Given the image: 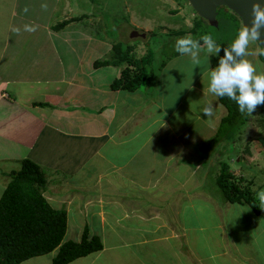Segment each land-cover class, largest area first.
I'll use <instances>...</instances> for the list:
<instances>
[{"label": "crops", "instance_id": "crops-1", "mask_svg": "<svg viewBox=\"0 0 264 264\" xmlns=\"http://www.w3.org/2000/svg\"><path fill=\"white\" fill-rule=\"evenodd\" d=\"M61 2L0 0V198L9 174L25 159L40 165L45 197L54 208L67 209L65 241H79L88 226L103 243L102 250L69 264H264V209L255 213L253 227L241 222L247 214L243 208L236 223L230 202L208 226L202 216L196 225L176 216L181 206H193L187 199L172 208L175 190L189 198L203 186L200 181L189 186L197 163L190 166L182 158L185 146L194 150L205 129L182 119L183 111L200 119L195 113L211 105L212 135L228 114L219 97L208 92L210 79L204 85L198 76L171 99L162 74L156 98L135 90L130 91L135 99L128 94L126 99L124 89L112 88L122 67L94 65L98 54L111 48L108 40L77 27L85 18L58 27L83 15L90 22L93 14L71 15ZM258 61L264 66L260 56ZM211 71L205 69L203 77ZM193 88L201 109L187 103ZM56 253L21 264H52Z\"/></svg>", "mask_w": 264, "mask_h": 264}, {"label": "rangeland", "instance_id": "rangeland-1", "mask_svg": "<svg viewBox=\"0 0 264 264\" xmlns=\"http://www.w3.org/2000/svg\"><path fill=\"white\" fill-rule=\"evenodd\" d=\"M61 3L68 4V8H70L69 10H72L71 15L80 13L93 14V17L91 18L92 21L89 22L88 19L85 18L84 21H87L88 23H85L84 21L83 23L80 22L77 27L82 29L85 28L89 32L92 30L94 36L104 37L105 40H108V43L111 45L109 51H106L102 55L95 51V53L98 54L99 59L109 58L113 53L112 45L118 41L131 44L134 42L138 43L136 54L139 57L146 54L147 49L149 48L156 51L153 66L157 69L158 64H161L165 60L168 53L166 52V47H164L165 42H162V39L164 40L165 37L164 33L178 37H181V35L192 37L194 31L198 28L195 21L194 11L188 0H62ZM61 5L58 9V14L63 13ZM81 24L84 26H80ZM134 30L139 31L140 33H146V36L141 37L139 35H132ZM175 47V44L167 45L169 51ZM247 51L249 55H247L245 59L251 61L257 67L259 73H264V66L258 61L261 52V46L259 43L257 41L250 42ZM219 55H221V53ZM209 56L211 55L206 52V46H201L199 66L193 64L191 58L188 56H180L167 62V65L162 71H160L162 74H166L165 82L167 86L169 85V97L171 99L183 95L185 90H187V87L198 76L200 79L203 78L202 80L205 82L204 85L208 84L210 72H207L204 77L203 73L205 69L210 68L211 71L212 66L216 67L211 62V57L209 59ZM110 69L109 72L112 73ZM116 69L117 68L115 67L114 70ZM159 69L160 67L157 69V73L160 72ZM145 88L137 90L143 91ZM192 90V94L188 98L187 103L194 109H201L202 105H200L201 100L199 93L194 88ZM127 94L132 98L131 100L135 99L136 95H130V91L124 90L126 99ZM140 96L141 95L137 94L138 102L141 101L139 98ZM192 100L193 103L191 102ZM197 101H199V104ZM188 114L183 111L181 115L182 119L186 122L195 120L192 126L196 130L205 129V131L202 134V138L200 137V140H196L197 144L194 149L196 153L193 152L194 150L189 149L188 146H185L187 149L183 152L185 156L182 159L189 164L191 161L197 163L193 169L197 173L189 180V186L192 187L199 181L203 186L202 192L191 193L189 194V198L185 197V194L181 193L182 191L179 192L178 190H175L173 198L174 205L172 206L173 209L174 207H177V201L184 202L185 199H187L188 203H193V206L188 205L186 208L181 206L179 212L175 213L176 216L180 219L183 218L191 225L198 224L199 220H201L199 217L202 216L203 219L205 217L204 222L205 225L208 226L207 223H212L214 222V218L217 219L220 217V210L224 212L228 211V209L224 210L227 205L223 204L224 201L222 200V196L218 193L216 194L214 181L221 170V165L219 162L217 170L212 171V164L217 162L218 156L220 157L218 153L215 155V152L213 153L214 157L211 156V150L214 151V148H216V151L218 149L224 150V153L221 154L223 157L220 160L227 162L230 165V170L234 175L240 177L242 176L240 174H243L247 181H254V184H252L251 187L254 201L257 205L263 207L264 205H261L260 200L258 199V194L264 193V145L262 143V138H264V105H258L254 113L249 115V121L243 129L235 131L236 128H233V131L227 136L224 135V138L222 139L215 137L217 133L214 135L210 133V116H206L201 112H196L195 114H201L200 119H196V116H190L193 112H189ZM140 115L142 116V114ZM227 137L230 138L228 139ZM178 148L180 147L175 146V149ZM228 149L231 150V154L227 153L226 150ZM179 150L180 149L177 151L179 152ZM203 150H205V153H203ZM240 162L241 165L244 163L245 167L242 166L241 168V165L239 164ZM209 166H211L210 169ZM246 167H250L249 171ZM182 173H185V171L181 170V174ZM243 186H248V182L243 183ZM116 189L119 190L118 187ZM179 189L185 190V188H182L181 186H179ZM128 195L129 194L126 193V197L129 199ZM159 195L162 196L163 192H159ZM106 199L110 200V202L113 201L108 198ZM245 203L247 202L234 203V208L236 209L234 213L235 216H233L235 220H237V218H239L237 210L240 208L246 209L244 212H247V214L241 217V222L245 220L249 224H252L253 227H256L257 217L255 213L257 214V212H255V209L251 204ZM236 223L239 224L240 222L237 220ZM234 224L235 222L232 220L230 225ZM241 226L243 225L241 224ZM97 228V226H94L93 229L96 230ZM197 235H199V233H197Z\"/></svg>", "mask_w": 264, "mask_h": 264}, {"label": "trees", "instance_id": "trees-1", "mask_svg": "<svg viewBox=\"0 0 264 264\" xmlns=\"http://www.w3.org/2000/svg\"><path fill=\"white\" fill-rule=\"evenodd\" d=\"M194 11V10H193ZM195 21L198 28L194 31L193 39L199 40L203 35H211L218 45L222 47L221 55L211 54V62L218 66L219 59L223 56V48L230 47L236 39L239 31L243 28L241 18L226 7H221L217 19L219 26L214 27L207 20L200 17L195 11ZM87 16L65 20L59 23L58 27L64 28L73 20H81ZM167 55L165 60L158 64L159 71L167 65V62L180 54L175 48L170 51L168 44H175L179 38L171 34L164 33ZM147 46V45H146ZM149 46V45H148ZM201 46L203 42L201 41ZM138 43H122L118 41L112 47L113 53L109 58L96 60L95 68L103 66L122 67L120 77L112 83L113 89H124L135 91L144 89L151 98L158 95L161 71L153 66L156 51L147 49V53L142 57L137 56L136 49ZM262 49V48H261ZM262 51H264L262 49ZM264 62V55H260ZM228 114L222 119L219 130L215 137L224 138L233 131L243 129L249 121V115L241 114L238 105L227 97H219ZM236 125V126H235ZM228 139L230 137H227ZM217 141V140H216ZM221 141V140H220ZM219 141V142H220ZM264 145V138H262ZM219 144V143H218ZM232 153L231 150H226ZM218 153L217 162L212 164V171L217 170L220 162L221 170L214 181L216 194L222 196L224 202L244 203L247 202L257 213L261 212V206L254 201L252 184L254 181H247L244 176H236L231 172L230 165L220 159L224 150H211ZM205 153V152H203ZM211 166H209L210 169ZM11 181L4 190L0 198V264H21L22 262L41 255L57 251L52 264H69L79 257L87 256L91 253L103 249V243L99 236L90 234L88 226L85 227L83 235L79 241H65L68 230V213L66 208H54L44 195L47 188V180L40 165L31 159H25L22 167L9 174ZM248 182V186L243 183Z\"/></svg>", "mask_w": 264, "mask_h": 264}, {"label": "clouds", "instance_id": "clouds-1", "mask_svg": "<svg viewBox=\"0 0 264 264\" xmlns=\"http://www.w3.org/2000/svg\"><path fill=\"white\" fill-rule=\"evenodd\" d=\"M262 37H264V0H252L251 24L239 31L230 47L223 48L224 54L219 59L218 66L210 72L208 92L216 97H227L234 101L241 114L252 115L258 105H264V73H259L257 67L245 59L249 55L247 49L250 42L261 40ZM201 41L206 46L208 54L219 56L222 47L211 35H203L199 40L191 36L179 38L175 50L181 56L190 57L193 64L199 66ZM260 54L264 55V51ZM204 114L213 115L211 105L205 107ZM258 199L261 205H264V193L258 194Z\"/></svg>", "mask_w": 264, "mask_h": 264}, {"label": "water", "instance_id": "water-1", "mask_svg": "<svg viewBox=\"0 0 264 264\" xmlns=\"http://www.w3.org/2000/svg\"><path fill=\"white\" fill-rule=\"evenodd\" d=\"M188 2L200 17L214 27L219 26L217 16L221 7H226L236 13L241 18L243 27L251 24L252 0H188ZM132 35L145 37L146 33L134 30ZM257 42L264 50V37Z\"/></svg>", "mask_w": 264, "mask_h": 264}]
</instances>
